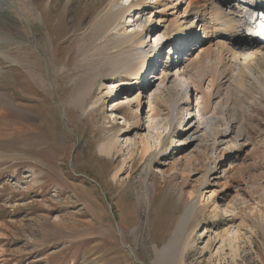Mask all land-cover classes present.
<instances>
[{
    "label": "rangeland",
    "instance_id": "1",
    "mask_svg": "<svg viewBox=\"0 0 264 264\" xmlns=\"http://www.w3.org/2000/svg\"><path fill=\"white\" fill-rule=\"evenodd\" d=\"M15 1H28L36 20L0 7V264H153L155 244L174 253L173 244L190 235L185 264H236L215 236L231 226L223 225L226 208L235 214L237 207L247 223L238 218L232 228L252 241L239 245L237 264H264V229L246 216L258 215L264 226V71L242 80L233 69L216 95L221 107L237 100L235 108L219 110L217 99L208 114L206 95L215 91L207 84L220 77L222 52L212 40L211 60L193 42L188 48L196 50L176 54L174 39L196 20L183 17L185 0L168 30L170 0ZM144 1L133 16L129 8ZM201 32L194 36L203 42ZM157 45V67L146 63L145 75L131 76L138 49L151 55ZM171 47L170 60L199 56L172 68L173 75L186 67V92L184 78L170 85L160 75ZM199 86L206 92L200 114ZM80 95L83 110L72 104ZM230 121L236 141L219 139ZM158 131L161 146L147 156L161 154L146 171L140 140H157ZM112 137L119 153L100 155ZM196 208L205 210L197 219Z\"/></svg>",
    "mask_w": 264,
    "mask_h": 264
},
{
    "label": "bare ground",
    "instance_id": "2",
    "mask_svg": "<svg viewBox=\"0 0 264 264\" xmlns=\"http://www.w3.org/2000/svg\"><path fill=\"white\" fill-rule=\"evenodd\" d=\"M185 1H186L185 2L186 6H185L184 11H183V13H184L183 17L189 18V16H192L194 19L196 18V20H195V22H194V20L192 22L193 28L184 30V33L179 34V36L174 39L175 42L173 44V49L175 50L176 54H180L182 52L183 53L185 52V54H187V52L190 53L191 51L196 50L195 46L188 48V44L193 42L198 46V49L200 51L199 54L200 55L202 54V57H204V58L209 57L211 60L214 58V56L211 57L210 51L211 50L214 51V49H215V47L214 48L211 47V45L214 44V42L212 40H216V42H218V44L217 45L215 44V45L217 47V50L222 52V53H220V55H218L219 53L218 54L214 53V54H217L218 58L220 57V59H219L220 61H218V64L216 63L217 68H219L221 70V71L219 70V72H218L219 74L217 73L218 75H220V77L218 79L212 77L211 80H208L209 83L207 84L209 86V88H211L212 92L215 91V95L214 94L212 95L211 93H207V94H211V95H208V96L206 95L207 99H209V100H207L208 103L207 102H205L206 104L204 103V105H205L204 107H206L205 111L209 114L210 111L212 113L216 111V107H215V109H213L211 106V103L218 99L219 103L217 102V105H219L220 101L223 100L219 95H216L217 94L216 91H219V92L221 91V85L222 84H224V85L231 84L232 81H231L230 73L232 72L233 69L238 68V75L239 76H237V77L241 78L242 80H244L245 78L255 79L254 77H255L256 70L264 71V47L254 43L253 41H251L245 35V32L243 30V18H244L245 13L253 11L257 5L263 4L264 0H239L237 4H234L232 0H185ZM178 2H179V4H181L182 0H170L167 7H165V8H169V10H173V13H171L169 15V16H172V19L170 20L169 24L167 23L168 24V25H166L167 28L165 27L167 30L171 27L170 26L171 23H173L175 21L178 23V21H177L178 16L175 15V11H174L176 9V7L178 6L177 5ZM16 3H18V2H16L15 0H0V7L4 6L6 9H11V10L15 9V11H19L20 12L19 14H21V16L23 17L24 20H28V21H31L34 19L36 20V17L34 15L33 6L29 5L28 1H22L21 7H17ZM155 4L158 5L157 0L155 1ZM140 8H142L141 10H144L145 8H147L145 1L140 3L139 5H133L129 9L134 10L133 16H135V15H139ZM158 12H160V11H158ZM160 21H162V19ZM133 24H137V21H134V18H132V25H131L132 27H133ZM197 28L201 29L203 32V40H204L203 42H200L201 39L196 38L194 36V34L197 31ZM166 29H165V32H166ZM168 32H171V31H167V33ZM188 34L190 37L185 39ZM137 35L138 34H133L131 36V39H133ZM191 36H193V37H191ZM176 39L179 43L176 41ZM220 41H223V42H220ZM156 42H157V40H156ZM206 42L208 43V47H206L207 46ZM224 43L227 46L224 45ZM158 47H159V45H157L154 48L152 47L150 49V50H152L151 55H149L148 51L145 50L146 46L138 49L137 61L139 62L138 63L139 67L137 68V70L131 72V76L136 77V76H140L141 74L145 75L146 71H147L146 63H148L149 66L152 64L155 67H157V64L159 62L158 59H156L158 56V53H157ZM21 50H23V49H21ZM150 50H149V52H150ZM171 50H172V47L170 48V50L167 54L168 60H166L163 63L161 62V64L159 65L160 75H161L162 79L165 82H169L170 85H174V83H178L179 85H181L182 79L186 76L185 75L186 70L184 69L185 66H183V68L182 67L180 68V69H182L181 72H179L177 70L175 72V74H173V75L171 74L172 68L180 67L185 62H190V64L195 65V63L199 62V60H198L199 56L194 58L193 62H192V59L191 60L190 59L189 60L188 59H186V60L181 59L178 61H175L174 59L170 60V58L171 57L173 58V56H174V53L171 54ZM242 56L247 57V59H244V61H242V59H241ZM153 57H154V59H153ZM177 59H179V58H177ZM131 61L136 66V63H137L136 58L132 56ZM213 61H215V60H212L211 63L215 64V63H213ZM26 62H27L26 59H24L23 63H26ZM127 64H126V66H127ZM193 67H195V66H193ZM176 74H178L177 81H175ZM208 77H209V75H208ZM188 79H190V78L185 79V82L180 86L181 88L183 87L184 92H186V90H188V86L190 83V82H187ZM123 82L126 83L125 81H123ZM186 82H187V85H185ZM202 88L200 86L197 88L196 87L194 88V91L198 92V93H200V90H201V93L199 94L200 97H197V95H196L197 104L195 106V108L198 109L199 114H200V108H199L198 101L201 102L200 99L201 98L204 99V97H205L204 94L206 93L205 90ZM114 91H115V89H114V87H112L110 93L112 94ZM90 93H91V90L87 93V96ZM84 100L85 99L83 98V102H84ZM81 101H82V96L80 95L79 97H77V98L75 97L73 99L72 104H73V106H76L79 109L83 110V107H82L83 102H81ZM237 102H238L237 100L232 101L229 98V99H227L226 105H225V102L222 104V107L220 104L221 108L219 110H225V111L229 110V112H231L235 108L233 105H236ZM79 105H81V106H79ZM177 105H178L177 102H173V104H172V112L174 113V116L171 119V123L176 121L175 113H176V110L178 108ZM116 106H117L116 104L113 105V107H116ZM230 106L231 107L233 106V108L230 109ZM0 110H1V108H0ZM240 118H242V115ZM234 126L232 125V122L230 124H227V129L224 130V132H221L219 134V139L224 140V139H227L229 137L230 139L233 138L236 141V138L234 137L235 133L233 132L236 130V128H234ZM197 130L198 129H196L195 131H197ZM21 135H23V132L21 133ZM125 135H126V133L123 134L122 136H125ZM155 136H157V140H153V139H155L153 137L152 138L153 141L151 140L152 142H149L147 139H141L140 140V143L142 145V154H141L142 156H141L140 160L143 161L144 159H146L148 161V164L146 165V168H145L146 171L150 169L151 164L154 161L155 157L161 154L160 149L158 151L157 147L161 146L160 142L162 139V135L158 131V132H156ZM235 141H233V142H235ZM118 144H119V142L114 137H112V139L105 141L100 145V147L98 148V152L100 155H103L107 158L113 157L112 155L114 153H116V154L119 153ZM137 145H139V144H137ZM155 148H157L156 150L158 151V153L155 154L154 157H150L151 155L147 156L148 153L152 149H155ZM131 156H133V155H131ZM148 157H150V158H148ZM120 171H122V167H120L116 172L113 173V175H112L113 180H115L117 178ZM241 198H244V197H241ZM235 207L236 206H233L232 208L234 209ZM235 209H237L238 212L234 214V213H231L232 211L231 212L228 211L229 208H226V214L227 215H226L225 219H223V225L229 224L231 226L229 228L223 229V235L221 237H218V235H216L215 239L218 240L217 243L220 242L219 248L221 249L222 252L224 250H226L225 243L227 242L228 247L230 249V257L232 258V261L237 264L236 259H238L239 252L241 250V246H239V245L240 244H246V243L252 244V241L249 238V236H247V235L245 236L244 234L241 235L240 226L246 227V224H244L246 221L242 217V215L240 214L241 208L237 207ZM204 212H205V210L203 208H196L192 211V218L197 219L198 216L203 215ZM253 214H255V213H253ZM246 216L252 218L259 227L264 229L263 224H260V218L258 215L255 214V215L251 216V215L246 214ZM238 218L241 219L240 226L239 227L235 226L234 228H232L233 223H235V221ZM251 232H253V231H251ZM181 233L187 234L185 232V230L184 231L181 230ZM204 233H206V230H204ZM186 237H187V235H186ZM187 238H189V239L187 240ZM187 238L183 242H181V239H178L173 244V247L176 248L174 253L171 252V248H169V247L164 248L162 250H159L158 244H155L153 251H155L156 260L153 262V264H185V261L187 259L186 253H187V250L190 247V244L193 240V236L190 235ZM218 252H219V249L217 250L216 253H218Z\"/></svg>",
    "mask_w": 264,
    "mask_h": 264
}]
</instances>
